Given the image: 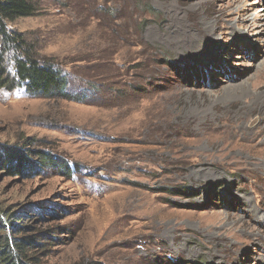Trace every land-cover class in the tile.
<instances>
[{"label": "rangeland", "instance_id": "rangeland-1", "mask_svg": "<svg viewBox=\"0 0 264 264\" xmlns=\"http://www.w3.org/2000/svg\"><path fill=\"white\" fill-rule=\"evenodd\" d=\"M227 1L42 0L8 24L90 91H0V147L72 168L0 162V210L45 245L42 264H264V122L226 94L264 60V31L242 26L261 12L264 29V0H239L248 20L231 14L233 33L205 29ZM180 23L211 33L181 45Z\"/></svg>", "mask_w": 264, "mask_h": 264}, {"label": "trees", "instance_id": "trees-1", "mask_svg": "<svg viewBox=\"0 0 264 264\" xmlns=\"http://www.w3.org/2000/svg\"><path fill=\"white\" fill-rule=\"evenodd\" d=\"M41 1L0 0V91L12 93L23 90L32 97L56 96L83 103L90 93L89 89L84 86L72 90L71 75L62 64L39 58L22 33L8 28V24L18 18L37 15L42 9ZM188 68L183 71L185 77L194 69ZM85 83L95 85L90 80ZM0 162L7 172L21 175L40 171L43 165L59 166L69 173L72 171L68 162L65 164L63 160H56L53 154L40 149L32 151L29 148L2 146ZM182 188L166 189L174 193ZM13 215L0 210V264H42L40 254L45 253V245L22 236L24 226L14 224Z\"/></svg>", "mask_w": 264, "mask_h": 264}, {"label": "bare ground", "instance_id": "bare-ground-1", "mask_svg": "<svg viewBox=\"0 0 264 264\" xmlns=\"http://www.w3.org/2000/svg\"><path fill=\"white\" fill-rule=\"evenodd\" d=\"M199 3L200 2H198V4ZM263 3H264V1H263ZM194 5H192V6H194ZM261 5H263L262 2H261ZM243 8H244V4L241 1H239V0H230V1H227L225 3H222V4L218 5V6H215L212 9V11H211L213 13V15H214L215 22L213 24L211 22H204L203 25H204L205 29H209V27L211 26V28L216 30L217 27H220V30H222V32L223 31H225V32L230 31L229 33H233L235 25L233 24L234 23V22H232L233 18L230 17V15L233 14V13H236L238 15V23H239L238 25L243 24V22L246 23V20H248V16H245L246 13L243 12ZM261 16H263V14L261 12L260 13L259 12L254 13L253 15H251L252 18L249 19V21L245 25H242V26H244V27H246L248 29L258 28L259 30L264 31V29L262 28L263 24H261L260 21H259V18ZM239 21H241V23ZM194 29H195L194 30L195 34L200 35L199 38L203 37L202 34H204V33H211L210 31H207V30H200L198 26H196ZM194 32L189 29V26L187 24L180 23L178 25V29H177L176 33H173V34H174V37L176 35V39H178V40L181 39L184 42L186 41L188 46H191L192 44H191L190 41L194 37L193 36ZM176 39H175V41H176ZM178 40H177V42H178ZM181 40H180V42H181L180 44L182 45L183 42ZM187 44H185V45H187ZM238 48H239L238 52H240V46ZM252 60H254V58H252ZM214 63H216V62H214ZM224 70H225V68H224ZM224 70H223V73H224ZM222 76H223V74L221 73L220 77H222ZM231 77L233 78V76H231ZM191 78L192 77H190V79ZM226 94H234V95H236L238 97L241 96V97H243L245 99L249 98V101H247L248 104H249V108H252V110H253V109L256 108V106H258V108L260 110V116H256L257 118H255V119H257V123L259 121H263L264 122V60L259 62V64L255 67L254 73L252 75L248 76L243 81H240L238 85L228 84L227 88H226ZM226 94H224V95H226ZM258 131L261 132L260 134L263 136L264 135V126L259 127ZM259 132H257V133H259ZM220 199L224 200V198H222V197Z\"/></svg>", "mask_w": 264, "mask_h": 264}]
</instances>
